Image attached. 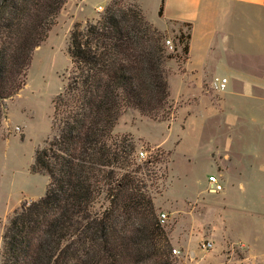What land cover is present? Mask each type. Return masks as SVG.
<instances>
[{
	"label": "rangeland",
	"instance_id": "rangeland-1",
	"mask_svg": "<svg viewBox=\"0 0 264 264\" xmlns=\"http://www.w3.org/2000/svg\"><path fill=\"white\" fill-rule=\"evenodd\" d=\"M110 1L67 0L19 75L24 84L2 101L0 264L3 232L14 211L45 193L48 177L31 172L30 165L35 150L53 135V99L71 67L70 33L76 23L99 19ZM119 1L136 7L161 32L166 51L177 56L166 63L168 118L129 108L114 128L116 136L134 139L138 162L152 161L142 175L158 217L167 214L161 224L179 250L172 251L177 264H264V83L251 86L246 80H264V40L251 45L231 35L209 39L207 57L193 53L184 60L177 37L191 31L181 22L164 23L160 0ZM223 77L227 84L221 88ZM140 150L145 157H138ZM210 174L220 178L221 191L211 190ZM207 240L213 245L204 249Z\"/></svg>",
	"mask_w": 264,
	"mask_h": 264
},
{
	"label": "trees",
	"instance_id": "trees-1",
	"mask_svg": "<svg viewBox=\"0 0 264 264\" xmlns=\"http://www.w3.org/2000/svg\"><path fill=\"white\" fill-rule=\"evenodd\" d=\"M66 1L0 0V123L2 101L24 84L19 75ZM190 38L177 37L184 60ZM68 55L53 135L30 165L48 177L45 193L14 211L1 264H177L142 175L152 161L138 162L134 139L114 134L129 108L168 118L166 63L177 56L136 7L119 0L94 22L74 25Z\"/></svg>",
	"mask_w": 264,
	"mask_h": 264
},
{
	"label": "crops",
	"instance_id": "crops-1",
	"mask_svg": "<svg viewBox=\"0 0 264 264\" xmlns=\"http://www.w3.org/2000/svg\"><path fill=\"white\" fill-rule=\"evenodd\" d=\"M159 18L164 23L191 24L188 61L193 53L199 57L204 52L201 57H207L211 52L209 39H224L231 35V39H246L251 45L254 39L264 40V0H165L163 14ZM258 20L260 25L256 24ZM196 39H204V42L198 45ZM222 66L229 67L227 64ZM246 80L251 86L264 83V80L256 78Z\"/></svg>",
	"mask_w": 264,
	"mask_h": 264
},
{
	"label": "built area",
	"instance_id": "built-area-1",
	"mask_svg": "<svg viewBox=\"0 0 264 264\" xmlns=\"http://www.w3.org/2000/svg\"><path fill=\"white\" fill-rule=\"evenodd\" d=\"M166 42H167V44H170L171 40L168 39ZM226 84H227L226 77H223V78L218 80L219 87L224 88L226 86ZM145 154H146L145 151L140 150L138 153V157L143 158V157H145ZM207 182L209 183V185H211V190L214 192H218V191H221L223 189V184L221 183L220 178L215 174L208 175ZM159 220L161 223H164L167 220V214L165 212H161L159 214ZM212 245H213L212 242L208 241V240L202 243V247L204 249H209L212 247ZM172 251L175 254L179 253V250L176 248H173Z\"/></svg>",
	"mask_w": 264,
	"mask_h": 264
}]
</instances>
